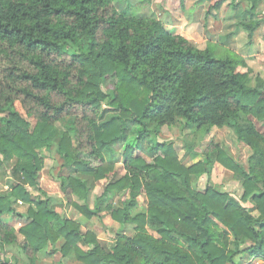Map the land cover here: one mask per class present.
<instances>
[{
    "label": "trees",
    "instance_id": "obj_1",
    "mask_svg": "<svg viewBox=\"0 0 264 264\" xmlns=\"http://www.w3.org/2000/svg\"><path fill=\"white\" fill-rule=\"evenodd\" d=\"M114 1L0 0V154L16 160L12 188L0 195V246L21 236L30 258L45 250L74 253L81 264H236L243 253L264 260V79L253 78L247 59L218 58L155 17L118 11ZM212 1L219 10L228 0ZM260 1L248 0L251 21L238 25L251 40L264 24L254 20ZM178 121L204 136L232 130L251 151L247 168L214 142L187 167L158 142L149 161L128 147L126 173L116 176L115 147L134 127L140 143ZM55 143L74 173L59 178L65 203L87 219L107 210L121 226H134V236L118 235L110 252L49 198L29 191H41V151ZM216 164L236 177L256 216L228 193L193 188L195 178L210 181ZM103 180L111 181L91 208L89 196ZM107 195L120 205L103 208ZM141 195L148 204L139 210ZM14 201L29 206L26 215L16 214ZM6 215L28 223L17 231L2 220ZM247 241L254 246L245 248Z\"/></svg>",
    "mask_w": 264,
    "mask_h": 264
},
{
    "label": "rangeland",
    "instance_id": "obj_2",
    "mask_svg": "<svg viewBox=\"0 0 264 264\" xmlns=\"http://www.w3.org/2000/svg\"><path fill=\"white\" fill-rule=\"evenodd\" d=\"M215 1L212 0H183L182 7L186 8L187 3L190 5L195 3L194 7L188 8L187 18L191 20L202 19L206 15L205 26L199 27L201 35L208 38L209 41L217 43H225L230 40L236 39L231 44V49L234 52L242 53L244 50V40H242L241 31L238 29V25L242 21H251L250 16L247 14L249 9L248 0H228L222 5L219 10L211 8ZM180 3L178 0H116L114 6L120 12L124 9L129 10L137 17H155L160 20L164 26L171 25L172 16L179 12ZM189 15V16H188ZM256 20H264V0H261L257 12ZM209 16H213L210 18ZM254 19V20H255ZM165 22V23H164ZM167 28V27H166ZM171 28V27H169ZM205 30V31H204ZM231 31L232 33L227 31ZM236 30V32H234ZM259 30H264V24ZM258 30V31H259ZM173 33L170 30H167ZM257 31V32H258ZM246 32V31H244ZM194 33V32H192ZM230 33V34H229ZM259 33V32H258ZM176 34V33H174ZM178 35V34H176ZM181 36V35H180ZM204 45V44H203ZM204 49V46L197 47ZM211 49L216 57L221 58L223 55H232L234 52L227 50L223 46L211 45ZM254 76L259 75L264 79V65L256 66L254 70ZM112 88L106 87V91ZM67 122H62L59 125L60 128L66 125ZM185 122L178 121L175 127H164L161 130L159 136L153 135L146 138L139 143L138 135L140 129L134 127L130 133L128 142L126 144L118 145L115 147L117 163L115 167L116 176L122 177L126 173L124 167V161L126 156V149L132 148V157H141L145 160H150L154 153L150 150L151 146L156 143H167L172 146L182 164L187 167H191L203 159V152L214 142L220 146L228 155L239 161L243 166L247 168V160L251 154L250 149L243 143H240L234 132L228 128L217 129L214 128L210 135H203L197 128L185 129ZM258 127L263 130L262 125L258 124ZM264 131V130H263ZM140 146V148H137ZM41 156L44 160V168L40 173V185L39 190L29 188V191L33 195L41 197V199H50L51 206L63 217L73 220L79 223L82 227V231L86 234L91 232L98 240L100 246L106 251L110 252L115 246V239L118 235H125L128 237L134 236V226L120 224L113 221L110 215V211H103L99 216L92 219H87L81 215L74 207L68 206L60 191L61 176H73V170L64 168V162L61 159L57 151V143L50 149H43ZM16 164V160H7L0 154V195L6 194L8 190H11L14 180L13 168ZM220 168V167H219ZM220 171H215V174L211 176L210 181L207 176L195 178L193 188L196 191H203L208 185L212 186L216 190L225 192L231 195L232 199L237 201L241 206L245 207L254 216L257 215L255 207L251 202H243V188L236 177L230 172L225 174ZM111 180H103L96 184L95 190L89 196L88 204L91 208L94 207V203L97 198H100L104 194L105 187ZM36 200V198H35ZM74 200L80 206L84 205V201L74 198ZM140 209L147 208L148 200L145 195H141L138 198ZM108 205L115 207L119 206V198L116 195H107L103 199V208ZM13 208L16 214L26 215L29 209L27 204H20L19 201H14ZM4 222L14 227L17 231L22 228L28 221L25 218H20L16 215H6L2 218ZM18 243L1 247L0 246V263L9 261L12 264H81L77 261L74 253L63 257L60 252L49 255L48 250L43 251L32 258L28 257L22 250V244L24 239L19 236ZM64 241H60L57 245V250L62 248ZM51 250V248L49 249ZM84 250H87L85 247Z\"/></svg>",
    "mask_w": 264,
    "mask_h": 264
},
{
    "label": "crops",
    "instance_id": "obj_3",
    "mask_svg": "<svg viewBox=\"0 0 264 264\" xmlns=\"http://www.w3.org/2000/svg\"><path fill=\"white\" fill-rule=\"evenodd\" d=\"M152 2H153V0H152ZM178 2L180 3V5H179L180 10H179V12L176 11V14L174 16H172L171 25H169V24L166 25L167 30H170L173 33H176L178 35H181L182 37H184L186 40H188L195 47L204 46V49H207L208 47H211V45H217V46H223L227 50L234 52L231 49V44H232V42L234 43L236 41V39L230 40V41L225 42V43H220V42L217 43V42L209 41L208 38L201 35V30L199 29V27L202 26V23L205 26L204 22L206 21V15H204V18H202V19L201 18L196 19V20L188 19L186 16L187 15L186 12L188 11V8L190 9V8L194 7L195 3L194 4L192 3L191 5L189 3H187V7L183 8L182 7L183 0H178ZM124 10H127V9H124ZM219 11H221V10H219ZM209 17L213 18V16H209ZM169 27H171V28H169ZM231 31L230 30L227 31V35H228V32L232 33ZM239 31H241L240 35L243 34V36L241 37L242 38L241 41L244 40L243 42H244L245 48L241 54L238 52H234V53L245 58V59H247V61L249 62L250 66L253 68V70H255V65L256 66L264 65V30H259L258 31L259 33L256 31L254 33L252 40L249 38L248 32H244L245 30H238V33H239ZM192 32H194V33H192ZM234 32H236V30ZM220 169L222 171L221 173H223V174H225V172L230 173L221 165L216 164L214 169H213L212 175L215 174V171H220ZM253 246L254 245L251 241H247L245 248H251ZM235 260H236V264H264V260L259 259V258H255V256H251L248 253L240 254L239 256H237V258Z\"/></svg>",
    "mask_w": 264,
    "mask_h": 264
},
{
    "label": "built area",
    "instance_id": "obj_4",
    "mask_svg": "<svg viewBox=\"0 0 264 264\" xmlns=\"http://www.w3.org/2000/svg\"><path fill=\"white\" fill-rule=\"evenodd\" d=\"M20 204H21V202H20Z\"/></svg>",
    "mask_w": 264,
    "mask_h": 264
}]
</instances>
